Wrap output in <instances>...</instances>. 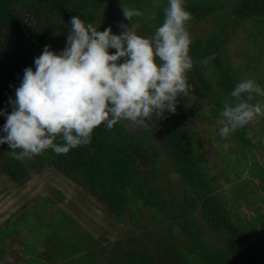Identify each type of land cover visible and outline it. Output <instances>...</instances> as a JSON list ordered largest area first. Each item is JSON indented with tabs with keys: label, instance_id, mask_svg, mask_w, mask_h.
I'll return each mask as SVG.
<instances>
[{
	"label": "trees",
	"instance_id": "obj_1",
	"mask_svg": "<svg viewBox=\"0 0 264 264\" xmlns=\"http://www.w3.org/2000/svg\"><path fill=\"white\" fill-rule=\"evenodd\" d=\"M95 1L0 0V108L6 107L9 95L14 97L24 67L33 65L45 44L63 48L70 17L78 15L92 22ZM199 7L196 4L192 9L203 17ZM235 13L239 18L264 15V0H241ZM195 48L190 50L199 51ZM200 50L199 58L205 60L204 54L210 51L215 53L212 58L221 53L214 39ZM187 76L193 85L203 82H198L201 77L194 65ZM145 120L147 133L136 136L126 132L120 121L111 128L102 122L93 129L89 143L61 154L48 148L18 159L10 151L20 149L0 144V174L21 183L35 171L53 168L72 181L83 198L127 224L114 241L96 238L49 198L36 196L0 226V258L9 240L15 239L23 256L14 264H264V246L256 243L252 229L211 195L213 181L194 134L167 112L162 118L151 115ZM4 122L0 116V125ZM54 142L63 141L57 136ZM158 145L167 150L186 187L205 204L204 214L222 239L221 246L198 243V251L191 252L172 238L157 240L136 233L141 210L160 205L154 190Z\"/></svg>",
	"mask_w": 264,
	"mask_h": 264
},
{
	"label": "rangeland",
	"instance_id": "obj_2",
	"mask_svg": "<svg viewBox=\"0 0 264 264\" xmlns=\"http://www.w3.org/2000/svg\"><path fill=\"white\" fill-rule=\"evenodd\" d=\"M240 1L185 0V8L192 14L186 22L191 36L189 52L201 77L198 82H203L192 84L188 97H178L180 102L171 115L194 134L195 145L213 181V198L251 228L256 243L263 247L264 115L228 136H221L218 131L220 110L225 102L234 101L230 93L237 82L253 78L264 88V15L239 18L235 11ZM196 4L200 5L198 12L204 11L203 17L193 11ZM121 5L140 10L142 15L132 17L130 26L135 25L139 35L151 37L164 20L168 0H96L94 26L99 30L111 26L114 33H119L117 22L130 23L123 16ZM212 39L220 45L221 53L217 58H212V51L204 54L205 62L199 58L200 47L208 46ZM192 47L199 51L190 50ZM242 95L247 98L248 94ZM251 97L250 103L264 101L256 93ZM120 122L132 135L147 133L146 124L138 126L127 119ZM157 172L154 190L160 205L141 210L136 233L157 240L172 238L191 252L198 251V243L209 248L221 246L222 239L204 214L205 204L186 187L167 150L159 145ZM36 196L49 198L96 238L114 241L126 230L127 224L115 220L93 200L83 198L72 181L50 167L33 172L21 183L0 174V226ZM21 237H25L24 231ZM20 250V244L10 239L0 264H14L23 256Z\"/></svg>",
	"mask_w": 264,
	"mask_h": 264
},
{
	"label": "clouds",
	"instance_id": "obj_3",
	"mask_svg": "<svg viewBox=\"0 0 264 264\" xmlns=\"http://www.w3.org/2000/svg\"><path fill=\"white\" fill-rule=\"evenodd\" d=\"M184 5L185 0H168L164 20L151 37L130 26L132 17L142 15L135 7L121 5L130 23L117 22L119 33L70 17L63 48L45 44L33 65L24 67L14 97L9 95L0 108L5 119L0 144L20 149L10 151L18 159L48 148L67 153L89 143L102 122L108 128L121 119L144 126L151 115L159 119L165 112L175 113L178 97H188L193 88L187 76L193 60L186 27L192 14ZM252 93L264 97V88L253 78L236 83L230 93L234 101L225 102L219 113L221 136L264 115V101L249 102ZM57 136L62 143L54 142Z\"/></svg>",
	"mask_w": 264,
	"mask_h": 264
}]
</instances>
